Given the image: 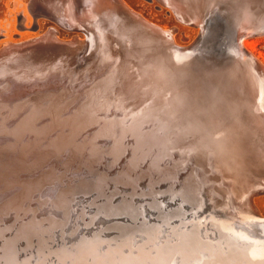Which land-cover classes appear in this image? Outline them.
I'll return each mask as SVG.
<instances>
[{"label": "bare ground", "instance_id": "1", "mask_svg": "<svg viewBox=\"0 0 264 264\" xmlns=\"http://www.w3.org/2000/svg\"><path fill=\"white\" fill-rule=\"evenodd\" d=\"M151 1L199 36L181 44L179 26L126 0H33L35 16L56 27L0 52V192L16 187L0 195V264H264V61L249 40L264 36V0ZM61 26L87 38L63 39ZM109 142L123 149L121 168L145 145L144 160L168 162L166 174L137 178L157 215L148 220L135 200L144 241H122L127 225L100 221L79 239L57 237L54 258L26 244L23 229L9 233L19 207L51 196L73 166L91 177L61 197L83 206L92 178L117 171L89 155Z\"/></svg>", "mask_w": 264, "mask_h": 264}, {"label": "snow or ice", "instance_id": "2", "mask_svg": "<svg viewBox=\"0 0 264 264\" xmlns=\"http://www.w3.org/2000/svg\"><path fill=\"white\" fill-rule=\"evenodd\" d=\"M146 150L147 145L143 151ZM121 151L123 149L114 142H109L107 145H94L89 150L90 157L102 164L108 172H112L113 169L117 171L106 178L99 174L92 178L94 190L83 206L75 199L66 200L61 197L62 192L68 191L75 182L82 179L76 173H68L52 184L51 196L46 195L27 206L19 207L18 212L13 215V220L16 215H19L21 220L17 223V228L8 229L9 233L14 235L17 229H23V239L26 244L35 242L37 247L44 248L54 258L57 255L53 251L57 248V237L64 239L66 236H75L79 239V233L85 227H91L93 231L106 227L99 225L100 221H113L127 225L118 233L122 241L130 242L132 245L136 244L138 238L144 241L149 226L145 223L143 207L136 204L135 200L144 198L147 184L142 189L137 183V178L141 172H151L157 176L166 174L168 162L144 160L142 151L140 160L133 156L125 160V166L121 168L120 159L117 158ZM124 155L128 156L129 153L125 151ZM166 182L170 183V181ZM154 206L159 207V204ZM106 230L114 231L115 229L107 228ZM90 243L91 241L85 240L77 247L69 245L67 248L61 247L60 250L78 252L79 248L87 247ZM146 243H151V240Z\"/></svg>", "mask_w": 264, "mask_h": 264}, {"label": "rangeland", "instance_id": "3", "mask_svg": "<svg viewBox=\"0 0 264 264\" xmlns=\"http://www.w3.org/2000/svg\"><path fill=\"white\" fill-rule=\"evenodd\" d=\"M32 1L33 0H0V52L3 51V49H5L7 43L23 44L35 38L42 37L44 34L48 32V30L51 27H56V24L52 20L47 19V17L45 18V16L42 15H39L37 17L35 16V13H33L30 8V4ZM126 1L131 5V7L138 10L146 18L150 19L151 21L157 24H160L164 27L179 26L177 30V40L181 44H187L188 42L192 43L197 38V36H199L198 27L195 26L196 27L195 29L194 26L192 27L189 26L190 28H188V26L185 27V25L181 24L180 22H178V20H176V18H174L175 16H173L174 14L171 12V10H169L168 8L165 9V7L160 6L161 4L158 1L156 2L151 0H126ZM65 30H66L65 27L61 26L60 35L62 34L61 37L63 39L67 38L66 40L69 41H72L74 37L78 38V36L81 33H83L80 31L74 32L72 30H68V31ZM83 34H81L80 37L83 36L84 38H87V35L85 33ZM249 40L256 42L254 48V52H255L254 54L256 56H259V58L261 59L260 61L263 62L264 36L251 37V39ZM262 64H264V62ZM73 169H76L75 166L72 167L69 173H76L79 176L87 175V177H91L87 172H85L86 170L82 169L77 173L78 169L76 170ZM15 188L10 189L8 191L12 192L14 191ZM3 192H5L3 193L4 195L6 193H10L6 191ZM1 194L2 192H0V195ZM138 200L142 204L144 203L147 211L149 212L148 215L146 212L147 219L151 220V222H156L157 220L156 212L150 209L148 206L150 197H148L146 200L139 198ZM161 200H166L167 203L168 202L171 203V201H169L166 195L163 196ZM257 205H258L257 207L260 210L259 213L264 215V195L257 200ZM205 215L206 214H203L202 217Z\"/></svg>", "mask_w": 264, "mask_h": 264}]
</instances>
